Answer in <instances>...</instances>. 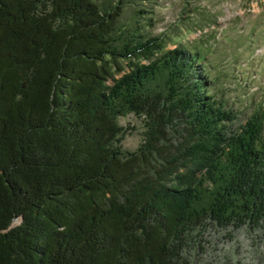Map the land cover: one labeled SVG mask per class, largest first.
Listing matches in <instances>:
<instances>
[{
  "label": "trees",
  "instance_id": "16d2710c",
  "mask_svg": "<svg viewBox=\"0 0 264 264\" xmlns=\"http://www.w3.org/2000/svg\"><path fill=\"white\" fill-rule=\"evenodd\" d=\"M124 2L0 0V264H201L209 226L264 228V107L234 130L200 48Z\"/></svg>",
  "mask_w": 264,
  "mask_h": 264
},
{
  "label": "rangeland",
  "instance_id": "374dc122",
  "mask_svg": "<svg viewBox=\"0 0 264 264\" xmlns=\"http://www.w3.org/2000/svg\"><path fill=\"white\" fill-rule=\"evenodd\" d=\"M124 1L121 31L164 36L166 51L200 48L215 98L238 116L234 130L264 107V0ZM143 121L132 114L118 120L126 131L123 150L134 152L143 143ZM195 241L204 248L196 256L201 264H264V228L231 232L211 225Z\"/></svg>",
  "mask_w": 264,
  "mask_h": 264
}]
</instances>
